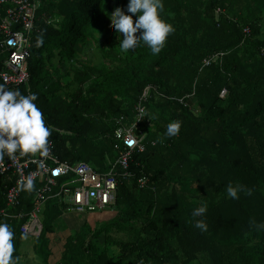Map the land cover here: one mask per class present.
<instances>
[{
  "label": "trees",
  "instance_id": "16d2710c",
  "mask_svg": "<svg viewBox=\"0 0 264 264\" xmlns=\"http://www.w3.org/2000/svg\"><path fill=\"white\" fill-rule=\"evenodd\" d=\"M127 4L38 0L28 89L7 88L38 95L60 162L106 172L118 155L114 145L124 147L114 137L117 121L132 127L143 92L149 96L134 130L144 151L133 152L130 178L120 177L112 214L67 234L59 226L62 206L52 198L38 237L22 235L21 221L0 214L14 230L17 264L29 238L43 264H264V0H163L161 16L175 31L158 55L143 42L129 52L119 48L123 36L110 15L120 7L135 22ZM6 9L0 7V23ZM175 120L180 132L167 137ZM230 183L244 186L239 199L228 196ZM37 187L24 189L11 213L31 211ZM202 205L206 213L193 217ZM198 219L206 230L194 226ZM54 250L59 258L50 262Z\"/></svg>",
  "mask_w": 264,
  "mask_h": 264
},
{
  "label": "built area",
  "instance_id": "2783aa9c",
  "mask_svg": "<svg viewBox=\"0 0 264 264\" xmlns=\"http://www.w3.org/2000/svg\"><path fill=\"white\" fill-rule=\"evenodd\" d=\"M1 6H7V9L0 23V56H6L1 60L0 82L6 87L25 85L28 89L30 75L26 63L31 55V34L35 31L38 0H0ZM13 27L16 29L13 30ZM244 33H250L248 27L244 29ZM215 59L217 56L206 58L202 65L210 66ZM148 96L149 91H144L140 104L135 109L136 122L132 125L133 129L122 125V118L117 121L118 128L114 131V137L118 142H123L124 147L120 149L118 145H114L118 155L109 162L106 172H97L83 161L74 165L60 162L53 155L51 142L46 155L37 153L17 154L11 159L6 157L0 163V190H3L5 200V209L0 214L11 221H21L19 232L22 235L38 237L42 232L41 214L49 199H59L64 214L88 215L113 211L120 177L130 178L132 174L129 162L133 152L144 151V137L135 135L134 130L143 120L145 107L142 102ZM53 170L57 175H52ZM29 176L32 177L34 186H38L33 196V207L25 215L13 214L11 211L21 205V195L25 189L22 184ZM59 179L65 180L58 184ZM145 180L144 177L138 179L140 188L144 187Z\"/></svg>",
  "mask_w": 264,
  "mask_h": 264
},
{
  "label": "clouds",
  "instance_id": "9594fccd",
  "mask_svg": "<svg viewBox=\"0 0 264 264\" xmlns=\"http://www.w3.org/2000/svg\"><path fill=\"white\" fill-rule=\"evenodd\" d=\"M163 0H128V13L117 7L110 17L113 26L123 38L119 39V48L123 52L135 50L143 42L153 55H158L165 47L168 37L175 29L166 22L163 12ZM139 33V35H136ZM44 43L43 35L37 38L36 46ZM36 93L23 94L19 89H10L0 84V163L5 158H14L17 154L46 155L49 151V137L52 129L46 124L44 114L37 105ZM155 119V117H153ZM181 121L175 120L167 125L165 135L177 136L181 129ZM22 187L31 191L34 188L31 176L26 178ZM244 186L231 183L227 186V194L232 199H239ZM249 194L250 190H249ZM207 206L202 205L193 210V217L203 216ZM204 231L208 225L203 219H198L194 225ZM14 230L5 222H0V264H17L19 257L14 256Z\"/></svg>",
  "mask_w": 264,
  "mask_h": 264
},
{
  "label": "crops",
  "instance_id": "0c3cea01",
  "mask_svg": "<svg viewBox=\"0 0 264 264\" xmlns=\"http://www.w3.org/2000/svg\"><path fill=\"white\" fill-rule=\"evenodd\" d=\"M103 213H94V214H88V215H84V216L77 215L75 213H67V214H64L63 213L62 217L64 216L63 220L65 221V227H66L65 228L66 231H64V232L66 233L68 231H73L74 230V229H72L73 225L76 224L77 221L81 220V218H82V221H84L86 219L87 220L91 219V220H94L95 221L96 218H100V217L102 218V217L109 216L110 214L113 213V211H108V213H106V214H103ZM68 216H70L69 218H72V219H74L75 217L76 218H75V220H67L66 217H68ZM65 238H66V235L64 234V239ZM30 241H31V238H29V240L26 241L27 244H24L21 247V250H20V260H19L20 262H19V264H43L41 262L42 260L40 259V261H39L38 257L35 254V250L33 248V242H31L32 243V246L29 245V242ZM56 241H57V237L56 238H52L51 241H50L49 247L51 248L52 245L56 243ZM28 245L31 246V250L30 251H24L23 250V247L28 246ZM50 258H52V256ZM50 258H49V261L51 260ZM56 260H58V258Z\"/></svg>",
  "mask_w": 264,
  "mask_h": 264
},
{
  "label": "rangeland",
  "instance_id": "374dc122",
  "mask_svg": "<svg viewBox=\"0 0 264 264\" xmlns=\"http://www.w3.org/2000/svg\"><path fill=\"white\" fill-rule=\"evenodd\" d=\"M96 59V58H95ZM131 129H133V126L131 127ZM106 213H108V212H104L103 214H106ZM81 216H84V215H81ZM70 216H68V217H66L67 218V220H75V218L74 219H72V218H69ZM63 218H64V216L62 217V219H61V223H59V226H60V231H62L64 228H65V221L63 220ZM66 220V221H67ZM78 220V219H77ZM82 223V218H81V220H79V221H77L76 222V224H74L73 225V227H72V229H74V230H76L77 228H78V226ZM67 234H69L68 232H66ZM67 234H66V236H67ZM59 236V238L57 239V243L59 242V240H61V238H64V235H58ZM34 240H32L31 239V241L29 242V245H31L32 246V243L31 242H33ZM25 246V247H23V250L24 251H30L31 250V246ZM58 250H59V248H60V244H58ZM58 251L57 250H54V256H52V258H50L51 259V262H53V261H55L57 258H59V253H57ZM39 261H40V259H39ZM42 262V261H41ZM40 262V263H41Z\"/></svg>",
  "mask_w": 264,
  "mask_h": 264
},
{
  "label": "water",
  "instance_id": "95a60500",
  "mask_svg": "<svg viewBox=\"0 0 264 264\" xmlns=\"http://www.w3.org/2000/svg\"><path fill=\"white\" fill-rule=\"evenodd\" d=\"M9 44H11V41H9ZM131 144V143H130Z\"/></svg>",
  "mask_w": 264,
  "mask_h": 264
}]
</instances>
